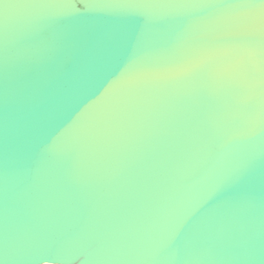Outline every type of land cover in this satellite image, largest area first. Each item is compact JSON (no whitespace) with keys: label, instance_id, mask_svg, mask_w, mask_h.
Returning a JSON list of instances; mask_svg holds the SVG:
<instances>
[{"label":"water","instance_id":"1","mask_svg":"<svg viewBox=\"0 0 264 264\" xmlns=\"http://www.w3.org/2000/svg\"><path fill=\"white\" fill-rule=\"evenodd\" d=\"M45 2L0 0V264H264V131L243 89L203 72L126 87L146 52L223 25ZM241 164L243 189L204 198Z\"/></svg>","mask_w":264,"mask_h":264},{"label":"snow or ice","instance_id":"2","mask_svg":"<svg viewBox=\"0 0 264 264\" xmlns=\"http://www.w3.org/2000/svg\"><path fill=\"white\" fill-rule=\"evenodd\" d=\"M85 8L93 10L170 8L177 15L187 17L185 30L194 22L193 13H200L196 21L222 24L218 32H206L202 37L188 45H172L168 49H154L144 54L140 76L126 87H137L142 83L162 82L178 76L198 72L207 73L213 78H225L244 91L249 108L246 112L248 132L255 134L264 131V0H80ZM22 6V5H21ZM51 8H76L77 0H46L42 5ZM4 32L6 35V19ZM238 37V38H230ZM68 37L59 35L50 40L52 50L64 45ZM127 40L123 34H106L98 45L110 42L119 45ZM72 47L71 44L68 45ZM218 56L224 57L217 59ZM10 58L6 43L0 47V69L7 74ZM177 65L181 71H175ZM43 117V114H42ZM50 147V146H48ZM249 165L241 164L204 193L211 199L221 193L238 192L249 179ZM181 223L169 235L162 238L163 245L170 244L179 234ZM6 256V250H5Z\"/></svg>","mask_w":264,"mask_h":264}]
</instances>
